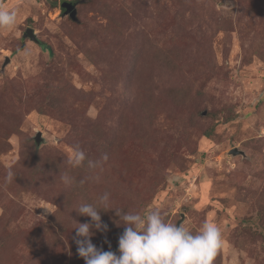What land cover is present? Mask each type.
Masks as SVG:
<instances>
[{
	"label": "rangeland",
	"instance_id": "1",
	"mask_svg": "<svg viewBox=\"0 0 264 264\" xmlns=\"http://www.w3.org/2000/svg\"><path fill=\"white\" fill-rule=\"evenodd\" d=\"M0 6L18 11L0 29V264H85L73 209L105 191L194 233L216 223L214 264H264V0ZM76 146L98 166L72 168ZM100 215L91 241L118 255L124 225Z\"/></svg>",
	"mask_w": 264,
	"mask_h": 264
},
{
	"label": "clouds",
	"instance_id": "2",
	"mask_svg": "<svg viewBox=\"0 0 264 264\" xmlns=\"http://www.w3.org/2000/svg\"><path fill=\"white\" fill-rule=\"evenodd\" d=\"M17 21L16 9L0 6V29L11 30L16 27ZM103 159L106 160L107 157ZM85 161L89 168H95L99 164L88 160L84 150L76 146L67 163L72 168H78ZM14 179L15 174L9 169L5 182L12 183ZM61 181L68 187L75 183L74 177L67 172L61 176ZM73 210L80 216L90 218V222L85 223L74 221L77 252L85 264H214L222 245L223 233L216 223L206 222L194 233L179 224L166 222L158 210H148L142 214L114 208L108 191L99 195L94 203H81ZM109 210H114L119 217L116 222L124 225V231L118 240V255L113 251L101 250L91 241L93 230H108L100 213Z\"/></svg>",
	"mask_w": 264,
	"mask_h": 264
},
{
	"label": "water",
	"instance_id": "3",
	"mask_svg": "<svg viewBox=\"0 0 264 264\" xmlns=\"http://www.w3.org/2000/svg\"><path fill=\"white\" fill-rule=\"evenodd\" d=\"M61 8L63 9L64 14H68L71 17V19H73V20L76 19V9H75V5L73 3L64 1L61 3ZM23 37H29L33 41H36V42L38 41L35 34H34L33 29H31V28H28L25 31ZM34 140L36 141V143H39L41 141L39 132H37L36 136L34 137ZM240 152L241 151H238L236 148H232L230 150V153H232V154H238Z\"/></svg>",
	"mask_w": 264,
	"mask_h": 264
},
{
	"label": "trees",
	"instance_id": "4",
	"mask_svg": "<svg viewBox=\"0 0 264 264\" xmlns=\"http://www.w3.org/2000/svg\"><path fill=\"white\" fill-rule=\"evenodd\" d=\"M115 246H116L115 249H118V241H117V243H115Z\"/></svg>",
	"mask_w": 264,
	"mask_h": 264
}]
</instances>
